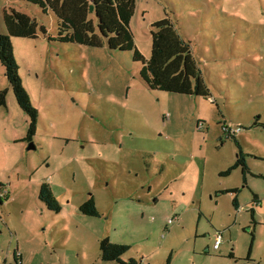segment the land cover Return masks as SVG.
<instances>
[{
  "label": "rangeland",
  "instance_id": "1",
  "mask_svg": "<svg viewBox=\"0 0 264 264\" xmlns=\"http://www.w3.org/2000/svg\"><path fill=\"white\" fill-rule=\"evenodd\" d=\"M12 8L47 32L11 37L38 110L31 141L0 63V264H16L14 253L20 264H119L101 259L105 237L129 245L125 261L264 264V0H135L130 27L142 55L150 56L151 23L170 17L208 97L148 88L129 50L52 39L56 17L26 0H0V33ZM226 123L240 126L238 137L223 134ZM239 152L247 186L241 167L219 173ZM43 182L58 212L38 198ZM228 186L240 190L236 213L233 195L216 193ZM253 193L261 199L254 223ZM90 197L97 216L79 210Z\"/></svg>",
  "mask_w": 264,
  "mask_h": 264
},
{
  "label": "trees",
  "instance_id": "2",
  "mask_svg": "<svg viewBox=\"0 0 264 264\" xmlns=\"http://www.w3.org/2000/svg\"><path fill=\"white\" fill-rule=\"evenodd\" d=\"M26 1L38 5L43 13L51 11L54 14L57 21V34L52 39L92 47H100L106 43L110 49L129 50L132 52L133 60L141 62L139 75L148 88L203 97L210 96L209 88L196 62L190 42L180 35L170 17L165 16L151 23V52L146 58L136 47L130 27V20L135 10V0ZM3 21L6 34L0 33V63L16 102L28 116V127L24 139L31 141L36 130L38 110L32 105L22 85L13 54L11 37L35 38L38 29L44 34L47 30L44 25H39L35 18L13 8L4 12ZM6 92V90H0V105H6ZM230 138H235V136ZM238 166L245 174L248 167L242 152H239L235 163L221 174H228ZM243 180L245 181L244 176ZM226 192H236V189H228ZM38 198L49 210L58 212L61 209L51 187L46 182L40 185ZM79 210L89 216L98 215L91 197L79 206ZM250 234L251 240L247 254L254 240L252 230ZM99 245L102 260H115L120 264H136L133 258L126 261L121 258L129 249V245L112 242L107 237L102 238ZM212 249L217 250L213 248V245ZM13 255L16 262L17 255L16 253ZM232 256V253H229L228 257ZM169 262L170 256L168 255L165 264Z\"/></svg>",
  "mask_w": 264,
  "mask_h": 264
},
{
  "label": "crops",
  "instance_id": "3",
  "mask_svg": "<svg viewBox=\"0 0 264 264\" xmlns=\"http://www.w3.org/2000/svg\"><path fill=\"white\" fill-rule=\"evenodd\" d=\"M236 137H238V135L236 136ZM244 161H245V163L246 164H248V162L245 160V158H244ZM231 165V164H230ZM233 165V164H232ZM231 165V166H232ZM230 166V167H231ZM239 167V166H238ZM248 167V166H247ZM237 168V167H236ZM248 169H249V167H248ZM220 174L222 173V171L221 172H219ZM230 173V172H229ZM244 177H245V181H246V185H244V183H243V185L244 186H247V183H248V180H247V177H246V173L244 174ZM228 189H236V192L235 193H237V191H240V190H238V187L237 186H228L227 188H224V189H219V190H216L217 192L216 193H218V194H221L222 192H226V190H228ZM233 196H232V199H231V206H232V208H233V211H234V209L236 210V211H238V209H239V200L237 199V195H235V193H233V192H230ZM233 199H234V201H233ZM259 201H261V199H260V197L257 195V194H255V193H253V195H252V197H251V202L253 203V204H257V203H260ZM260 206H261V203L260 204H257V206H255V208H253V207H250L251 208V210H252V212H251V220H253V223H254V217H253V215L256 213V210L259 208L260 209ZM235 212V211H234ZM236 213V212H235ZM217 233V232H216ZM215 233V234H216ZM254 241V240H253ZM252 245H253V243H252ZM252 245H251V250H252ZM249 248V247H248ZM248 250V249H247ZM251 250H250V252L247 254V258H250V255H251ZM248 252V251H247ZM207 255H210V254H207ZM123 256V255H122ZM122 258V257H121ZM123 259V258H122ZM134 259V258H133ZM124 260V259H123ZM136 260V264H145L144 263V259H143V257H140V259H135ZM120 264V263H119ZM169 264H170V262H169Z\"/></svg>",
  "mask_w": 264,
  "mask_h": 264
},
{
  "label": "built area",
  "instance_id": "4",
  "mask_svg": "<svg viewBox=\"0 0 264 264\" xmlns=\"http://www.w3.org/2000/svg\"><path fill=\"white\" fill-rule=\"evenodd\" d=\"M199 125H202L201 122L199 123ZM222 129H223V134H225L227 137H231V136H236V134L240 131V126H235L231 123H226L223 125ZM4 193L6 192L4 191ZM175 220H177V218L172 217L169 218L167 222L173 223ZM220 242H221V233L218 231L214 238L213 248L217 249ZM16 264H20V259L16 260Z\"/></svg>",
  "mask_w": 264,
  "mask_h": 264
},
{
  "label": "water",
  "instance_id": "5",
  "mask_svg": "<svg viewBox=\"0 0 264 264\" xmlns=\"http://www.w3.org/2000/svg\"><path fill=\"white\" fill-rule=\"evenodd\" d=\"M27 148H35V146L32 142H30L29 145L27 146Z\"/></svg>",
  "mask_w": 264,
  "mask_h": 264
},
{
  "label": "clouds",
  "instance_id": "6",
  "mask_svg": "<svg viewBox=\"0 0 264 264\" xmlns=\"http://www.w3.org/2000/svg\"><path fill=\"white\" fill-rule=\"evenodd\" d=\"M236 137V136H235ZM230 138V137H229Z\"/></svg>",
  "mask_w": 264,
  "mask_h": 264
}]
</instances>
